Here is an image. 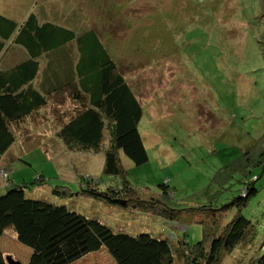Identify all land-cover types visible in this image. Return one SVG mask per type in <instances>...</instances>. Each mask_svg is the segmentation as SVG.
I'll return each mask as SVG.
<instances>
[{
  "label": "rangeland",
  "instance_id": "374dc122",
  "mask_svg": "<svg viewBox=\"0 0 264 264\" xmlns=\"http://www.w3.org/2000/svg\"><path fill=\"white\" fill-rule=\"evenodd\" d=\"M50 1L0 0V13L22 21L29 12L36 11L42 19L70 21L71 11L75 10V15H83L81 23L90 27L96 15L105 20L112 18L105 0H68L71 8L62 5L63 0H53L51 5ZM134 2H117L124 9L132 5L127 9L128 15L121 7L119 16L122 20L140 22L139 27L129 24L125 32L116 22L102 27L117 31L112 33L110 49L116 57L119 53L123 55L128 79L146 108L141 131L150 158L138 165L125 155L129 178L144 198L157 195L162 191L160 182L168 181L176 189L175 200L184 206H193L211 197L223 199L227 193L217 189L223 187L221 182L226 174L219 173L220 167L233 161L251 140L264 143V0ZM43 7L44 13L40 10ZM13 48L12 57L8 53L4 56L7 70L31 56L21 44ZM151 53L154 58L149 61ZM52 56L47 53L42 59ZM64 62L52 59L45 80L61 71L59 64ZM57 96L35 117L16 127L17 142L1 164L6 169L0 171V179L4 180L9 170L10 179L18 184L38 181V176L44 174L45 185L38 188L30 185L34 188L26 190L27 197L57 205L66 203L69 210L99 219L115 231L135 235L150 231L160 236L164 221L158 213L132 211L84 194L62 198L52 192L57 184L78 192L84 176L92 177L102 188L119 183V177L104 171L103 152H74L62 145L56 132L72 114L76 103L68 97ZM246 209L247 214L259 216L264 210V196H254ZM215 213H218L216 225L221 228L235 209L228 206L225 211L214 207L184 210L176 218L189 228L177 225L175 229L179 233L188 230V239L195 242L204 237L203 228L209 227L212 231ZM119 221L128 226H118ZM6 233L12 237L11 230ZM211 237L212 234L204 237L208 247ZM263 241L264 236H258L246 250L236 248L230 253L222 248L221 264H232L242 256L243 264H251L252 259L264 252ZM4 243L9 250L7 255L16 260L27 259L26 246L15 240ZM173 247L172 264H185L186 258L174 244ZM90 255L76 264H114L106 250Z\"/></svg>",
  "mask_w": 264,
  "mask_h": 264
},
{
  "label": "trees",
  "instance_id": "16d2710c",
  "mask_svg": "<svg viewBox=\"0 0 264 264\" xmlns=\"http://www.w3.org/2000/svg\"><path fill=\"white\" fill-rule=\"evenodd\" d=\"M63 1L62 5L72 7L70 1ZM119 1L105 0L112 18L105 20L96 15L91 27L81 23L83 15H75V10L71 11L70 21L42 19L36 11L29 12L22 21L0 13V64L17 44L23 45L31 55L14 63L12 70L0 65V171L6 169L1 163L17 142L16 127L47 107L55 94L57 98L68 97L76 105L57 129L58 139L69 151L103 152L104 171L119 177V183L102 188L92 177L84 176L79 182L80 191L57 184L52 192L62 198L84 194L132 211L158 213L164 221L161 234L115 231L99 219L69 210L66 203L57 205L29 198L26 190L33 185L35 188L45 185L44 174L38 176V181L18 184L10 179L9 170L0 189V264H9L7 256L11 255H7L9 250L6 251L4 242L10 240L26 246L29 255L25 261L19 260L23 264H76L101 250L112 256L114 264H172L175 261L173 244L186 258L185 264H221L222 248L229 253L236 248L246 250L258 236H264V210L259 216L246 211L254 196H264V192L261 194L264 143L251 140L233 161L220 167L219 173L226 174L221 182L223 187L217 189L227 193L223 199L211 197L193 206H184L175 200L176 189L168 181L160 182L162 191L157 195L144 198L129 178L124 156L140 165L149 160L150 154L141 131L146 108L128 79L123 55L119 53L116 57L110 49L112 33L117 31L102 28L115 22L124 28L123 32L129 24L140 26V22L132 19L122 20L119 9L122 7L126 13L132 5L124 9L123 4L121 7L117 4ZM54 2L50 1V5ZM40 10L44 13V7ZM47 53L53 54L52 58L42 59ZM58 53H63L62 57L54 55ZM152 53L149 61L154 58ZM52 59L65 60L59 64L63 69L45 80ZM227 180L230 181L225 184ZM228 206H234L235 213L227 223L218 228L215 222L218 213H215L212 231L209 227L203 228L205 238L212 234L210 247L205 245L204 237L191 242L188 230L179 233L175 229L177 225H184L176 218L184 210L214 207L225 211ZM117 225L128 226L122 221ZM8 230L13 238L7 235ZM243 262L242 256L232 264ZM251 264H264V252L252 259Z\"/></svg>",
  "mask_w": 264,
  "mask_h": 264
},
{
  "label": "crops",
  "instance_id": "0c3cea01",
  "mask_svg": "<svg viewBox=\"0 0 264 264\" xmlns=\"http://www.w3.org/2000/svg\"><path fill=\"white\" fill-rule=\"evenodd\" d=\"M13 54H14V52H10V53H8V55L7 56H10V57H12L13 56ZM6 56V55H5ZM3 62H2V64H0V65H2L3 66V68L5 67L6 69L8 68V66H6V65H4L3 63L5 62V58L3 57ZM1 164H3V162L1 163ZM2 168H4V166L2 167ZM1 183H2V179H0V189L2 188V185H1ZM3 189V188H2ZM6 251H8V250H6Z\"/></svg>",
  "mask_w": 264,
  "mask_h": 264
},
{
  "label": "water",
  "instance_id": "95a60500",
  "mask_svg": "<svg viewBox=\"0 0 264 264\" xmlns=\"http://www.w3.org/2000/svg\"><path fill=\"white\" fill-rule=\"evenodd\" d=\"M7 260L9 262V264H23L22 262H20L19 260L14 259V258H12L11 256H7Z\"/></svg>",
  "mask_w": 264,
  "mask_h": 264
}]
</instances>
